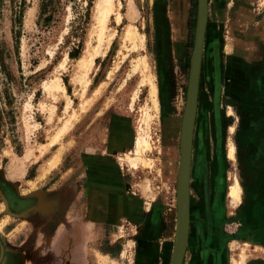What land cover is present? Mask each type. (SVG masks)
<instances>
[{
	"label": "rangeland",
	"instance_id": "374dc122",
	"mask_svg": "<svg viewBox=\"0 0 264 264\" xmlns=\"http://www.w3.org/2000/svg\"><path fill=\"white\" fill-rule=\"evenodd\" d=\"M237 1L244 0H211L210 4L193 133L189 245L213 244L212 264H231L243 253L245 264H264V230L254 233L246 227L238 215L245 210V200L239 203L228 192L235 176L241 183L245 177L238 168L241 154L235 144L245 130L243 111L226 98L222 72L230 55L236 54L228 44L229 24L237 17L232 4ZM250 3L259 12L257 18L264 17V0ZM107 6L109 15L100 27L99 14ZM196 6V0H110L108 5L106 0H0V52L10 72L9 119L0 128V186L9 195L33 201L26 214L12 216L0 194V221L7 216L0 222V241L3 254L8 251L18 258L13 264H38L52 248L57 249L55 264L79 260L81 264H134L142 225L122 220L108 224L100 218L90 225L84 213L81 159L87 153H101L105 143L113 146L115 115L127 118L123 128L132 133L112 161L123 168L132 191L147 204L154 197L161 200L167 223L176 217L179 131ZM175 12L182 22L188 13L192 16L184 61L163 55L162 43L156 42L167 27L172 33L170 18ZM158 60L170 68L171 87L158 100L157 111L151 89L148 95L139 87H150L146 75L154 76L157 84ZM260 79L264 87V76ZM259 93L264 98V89ZM139 134L150 141L145 155L152 165H141L136 171L130 167V152ZM230 143L235 146L234 161L228 158ZM249 143L247 159L254 156L255 164L245 178L264 181V153ZM30 149L33 154L26 161ZM258 220L264 224V218ZM66 237L68 244L60 250ZM193 259L198 260V252L187 246L182 264Z\"/></svg>",
	"mask_w": 264,
	"mask_h": 264
},
{
	"label": "crops",
	"instance_id": "0c3cea01",
	"mask_svg": "<svg viewBox=\"0 0 264 264\" xmlns=\"http://www.w3.org/2000/svg\"><path fill=\"white\" fill-rule=\"evenodd\" d=\"M210 4L211 0H208V16ZM250 4V0L237 1L232 4V8L237 11V17L235 16L229 24L231 42L228 45L230 52L236 54L230 55L229 61L226 63L224 71H222L223 75L226 74L224 77L226 78L225 91H228L226 98L235 101V105L241 107L243 111L240 116L245 123V130L243 129L241 136H237L240 138V145L238 138L235 144L236 147L239 146L238 150L240 152L238 151V153L241 154L238 168L243 172L245 171L244 176L246 178L250 176L249 170L255 164L254 156L247 159L249 151L247 143L250 142L251 148H257L261 154L264 153V98L259 93L264 89L260 79L261 75L264 76V17L257 18L259 12L255 13V9L251 8ZM175 14L173 13V17L170 18L173 19V23L170 20L172 33L170 34V29L167 27V33L157 37L156 42L157 46L159 42L162 43V49L165 53L163 55L173 56L175 60L184 61L188 30H191L188 29L190 13L186 18L182 15L185 22L180 21V15H177V12ZM245 20L249 22V25L243 23ZM207 25L208 17L203 54L207 43ZM241 26L244 28L240 31L239 27ZM184 30L186 38L182 37ZM247 47H251V52L247 51ZM169 70L170 68L165 67L163 60H158V81L157 84L155 83L158 100L164 98L167 94L166 77ZM227 75L228 77L229 75L231 77L232 75L235 76L234 78H228ZM216 86L218 87V79H216ZM140 88L149 95V86L139 87V91H141ZM231 114L229 110L227 115L231 116ZM124 120L128 121L125 116H113L112 122L114 124L111 129V138L114 140L111 148L106 147L105 143V147L102 146L101 148V153H87L81 159L83 164V166L81 165L83 168L82 174L85 178L83 190L85 198L84 213L90 225L97 218L106 221L108 224H115L116 221L122 220L129 221L134 225H142L135 241L137 252L134 255V264H159L160 259H163V264H169L174 243L172 240L171 244L170 240L174 237L176 217L173 218L172 222L167 223V208L161 203V200L154 197L155 199L147 204L141 195L132 191L133 188H131L130 182L124 177L123 168L120 169L112 161L114 154L125 147L132 133L131 129L126 131L123 128L124 124L122 123ZM243 138L247 140L243 141ZM243 144H245V147ZM126 165L129 167L128 164ZM245 177H243L244 183L242 182V185L245 187L244 202L246 207L238 215L244 220L247 228H250L254 233H259L264 230V224L258 220L261 217L264 218V181L249 182ZM25 198L29 199L30 197ZM24 212L22 215L26 214ZM174 221L175 225L173 224ZM191 224L190 214L189 230ZM187 246H190V250L194 249L198 252V260L193 259L194 261L192 260L190 264H212L214 258L213 244L194 242L189 245L188 236Z\"/></svg>",
	"mask_w": 264,
	"mask_h": 264
},
{
	"label": "water",
	"instance_id": "95a60500",
	"mask_svg": "<svg viewBox=\"0 0 264 264\" xmlns=\"http://www.w3.org/2000/svg\"><path fill=\"white\" fill-rule=\"evenodd\" d=\"M193 47L190 55L186 98L179 131V162L176 181V225L169 264H182L189 228L190 173L199 80L208 17V0H196Z\"/></svg>",
	"mask_w": 264,
	"mask_h": 264
},
{
	"label": "bare ground",
	"instance_id": "6f19581e",
	"mask_svg": "<svg viewBox=\"0 0 264 264\" xmlns=\"http://www.w3.org/2000/svg\"><path fill=\"white\" fill-rule=\"evenodd\" d=\"M109 2H110V0H106L107 5L109 4ZM108 15H109V6H107V8L102 13L99 14V16H101L100 17L101 19H99L100 27L101 26L103 27L105 25ZM88 64L89 63H87V65ZM87 65H83V66H85L86 71H87V69H86ZM83 66H82V68H84ZM147 73H148V66H147ZM146 76H148L149 80L147 79ZM146 76H145V78L150 83L151 94L153 96L154 102L156 103L155 105H156L157 111H158L157 87H156V84H155V81L153 78L154 76H149V75H146ZM55 140H57V139H55ZM150 148H151V145H150L149 139L146 136H144L143 134L137 135L135 142H134L133 149L130 152L131 153L130 155L132 157V160L130 161V167H132L133 170H136V171L139 170V167L141 165H143V166L144 165H152V160L148 159L145 155L146 152L150 150ZM32 154H33L32 150L31 149L28 150V152L26 154V161H29ZM228 158L232 161H234L236 159L235 146L232 143H230V148L228 150ZM228 192L234 200H236L237 202L239 201V203L243 202L245 190H244L242 183L239 181L238 177H236V176L234 177V182L230 184ZM189 227H190V202H189ZM188 236H189V228H188ZM187 243H188V238H187ZM186 248H187V245H186ZM245 260H246V256L243 253L241 255L240 260L233 259L231 261V264H245Z\"/></svg>",
	"mask_w": 264,
	"mask_h": 264
},
{
	"label": "flooded vegetation",
	"instance_id": "af4514ba",
	"mask_svg": "<svg viewBox=\"0 0 264 264\" xmlns=\"http://www.w3.org/2000/svg\"><path fill=\"white\" fill-rule=\"evenodd\" d=\"M5 189L6 187L4 188V186L2 187L0 186V194L2 195L3 200L7 205L8 212L10 211L12 215L22 214L25 209L33 205L32 199L30 198L24 199V200L19 199L18 197L9 195V192H6ZM4 219H1L0 222H2ZM71 233H74V235H77L78 231L73 230L71 231ZM64 240H65L64 245L62 244L63 243L62 241L60 242V245H59L60 250L63 247H65L66 243L68 244L69 238L66 237ZM0 247H1L0 248V264H13V261L18 259L17 257L16 258L14 257L13 253H9L8 251L6 252V254H3V245L1 241H0ZM56 250H57L56 248H52L49 252L44 253L42 257L39 259L38 264H55ZM77 264H81L80 260L77 262Z\"/></svg>",
	"mask_w": 264,
	"mask_h": 264
},
{
	"label": "trees",
	"instance_id": "16d2710c",
	"mask_svg": "<svg viewBox=\"0 0 264 264\" xmlns=\"http://www.w3.org/2000/svg\"><path fill=\"white\" fill-rule=\"evenodd\" d=\"M191 17L192 16L190 13L188 20V29L191 28ZM9 76V66L7 64L6 58L0 52V85L2 86L0 88V128L2 127V125H4L3 122H5V119H9V111L6 110V108H9ZM169 79L170 78L167 75L166 81L168 92L170 93L171 86Z\"/></svg>",
	"mask_w": 264,
	"mask_h": 264
}]
</instances>
